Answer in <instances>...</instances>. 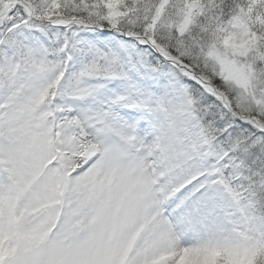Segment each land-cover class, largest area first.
<instances>
[{
  "label": "snow or ice",
  "instance_id": "snow-or-ice-1",
  "mask_svg": "<svg viewBox=\"0 0 264 264\" xmlns=\"http://www.w3.org/2000/svg\"><path fill=\"white\" fill-rule=\"evenodd\" d=\"M0 264H264V0H0Z\"/></svg>",
  "mask_w": 264,
  "mask_h": 264
}]
</instances>
